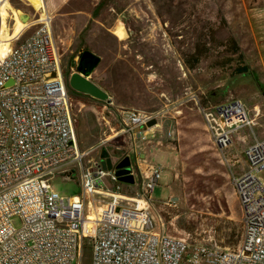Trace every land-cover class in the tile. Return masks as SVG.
Wrapping results in <instances>:
<instances>
[{"label":"rangeland","instance_id":"obj_1","mask_svg":"<svg viewBox=\"0 0 264 264\" xmlns=\"http://www.w3.org/2000/svg\"><path fill=\"white\" fill-rule=\"evenodd\" d=\"M54 2L45 12L63 58L64 76L75 71L80 51H89L99 62L87 79L108 96V101H100L68 87L75 140L81 152H89L83 166L101 165L102 150L111 160H120L122 152L115 150L119 146L134 179L132 184L120 183V192L133 194L138 188L134 153H139V159L159 170L151 194L159 233L218 249L236 248L243 231L239 204L228 167L204 131L197 103L204 96L213 103L235 98L236 81H243L245 90L252 86L251 75L231 72L238 61L228 63L222 45L232 36L240 62L255 65L254 21L264 0ZM193 54L198 55L197 63ZM124 108L156 114L151 137L131 143L116 134L115 113ZM100 111L112 130L104 125ZM76 169L68 164L46 176L50 189L62 197L78 196L82 186ZM11 223L18 226L19 220L12 218ZM79 261L91 264L88 239L83 241Z\"/></svg>","mask_w":264,"mask_h":264},{"label":"built area","instance_id":"obj_2","mask_svg":"<svg viewBox=\"0 0 264 264\" xmlns=\"http://www.w3.org/2000/svg\"><path fill=\"white\" fill-rule=\"evenodd\" d=\"M50 22L41 10L33 31L0 54V264H80L85 239L91 264H264V139L245 148L246 167L231 176L243 226L236 248L159 233L151 199L158 168L134 153L138 188L123 194L114 167L83 166L89 152L75 140ZM197 110L228 167L223 150L234 133L252 130L256 122L238 99L197 103ZM115 118L116 134L131 143L151 137L157 126L156 114L135 108L116 110ZM68 164L76 166L82 192L62 197L45 177Z\"/></svg>","mask_w":264,"mask_h":264},{"label":"crops","instance_id":"obj_3","mask_svg":"<svg viewBox=\"0 0 264 264\" xmlns=\"http://www.w3.org/2000/svg\"><path fill=\"white\" fill-rule=\"evenodd\" d=\"M16 1L18 3L16 4L17 6L11 5L8 0H0V54L4 53L6 47L14 46L26 36H28L34 29L33 21L35 17L41 12V10L45 11L50 9L55 4L54 0ZM33 6L37 10H35ZM17 10H21L22 12L29 14V19L26 23H22L18 19L16 14ZM256 13L257 19L254 21L255 32L253 37L255 38L254 43L257 47V61L255 62L254 66L248 67V71L244 73L252 76L250 78L252 86H250V88L247 87L248 90H245L241 85L243 81H236L234 83V86L236 87L232 89L233 91L235 90L234 92L236 96L235 98L229 99H238L243 104L247 114L254 119L256 124L252 127L253 135L250 133L249 129L245 130L246 128H242L237 133L233 134L232 143L223 150V154L227 161L228 170L231 176H235L245 169L246 161L241 155L245 148L251 144L254 139H264V8L257 10ZM54 44L59 58L60 69L62 70V67H64L62 64L63 58L58 53V46L55 41ZM83 51L86 50L82 49L79 54H81ZM253 80L255 84H253ZM101 119L104 125H107L109 130H112V128L108 126V120L105 119V116H103L102 113ZM242 130H244L245 133H243Z\"/></svg>","mask_w":264,"mask_h":264},{"label":"water","instance_id":"obj_4","mask_svg":"<svg viewBox=\"0 0 264 264\" xmlns=\"http://www.w3.org/2000/svg\"><path fill=\"white\" fill-rule=\"evenodd\" d=\"M18 19L22 23H26L29 19V14L26 12H22L21 10L16 11ZM80 59H86L90 61V65L96 66L98 63V58L94 57L93 54H91L88 51H83L80 54ZM72 68L70 67V70ZM80 67H77L75 71H71L68 75L64 76V70H62L63 76L66 81V86L68 85L69 88L72 90L88 95L92 98H95L100 101H108V96L106 93L101 91L99 88H97L93 83H91L87 76L90 75L92 71H85L82 72L80 70ZM154 123V120H151L148 122V125H152ZM101 163L105 169L110 170L112 169V164L110 161V158L107 156L106 151L102 150L100 153ZM114 174L117 177L118 181L126 184H132L134 179L133 175L131 174V168L129 166V160L128 157L122 158L115 166H114Z\"/></svg>","mask_w":264,"mask_h":264},{"label":"trees","instance_id":"obj_5","mask_svg":"<svg viewBox=\"0 0 264 264\" xmlns=\"http://www.w3.org/2000/svg\"><path fill=\"white\" fill-rule=\"evenodd\" d=\"M101 3H102V1L98 2V4L94 8V11L101 5ZM222 47L226 48V50L229 54V57H228L229 62L228 63H230V61H232L233 59H236L238 61V63L232 68L231 72L234 75L246 73L248 71V66L242 65V63L240 62L241 54L238 51L237 44H236L234 38L232 36H229L225 40ZM234 55H236V58H232V57H234ZM79 57H80V54H79ZM94 57L96 58V56H94ZM192 57H193L192 60H194V62L197 63L198 55L193 54ZM77 67H80L81 68L80 70L82 72L93 71V69L95 68L94 65H86L85 63L82 62V60L80 58H78V60L74 63V68L76 69ZM201 104L202 105H209V104H213V101H210V98H208V96H204L201 98Z\"/></svg>","mask_w":264,"mask_h":264},{"label":"flooded vegetation","instance_id":"obj_6","mask_svg":"<svg viewBox=\"0 0 264 264\" xmlns=\"http://www.w3.org/2000/svg\"><path fill=\"white\" fill-rule=\"evenodd\" d=\"M80 58V57H79ZM82 62L83 63H85L86 65H90V61L89 60H86V59H83L82 60ZM96 67V66H95ZM67 92H68V96H69V89H68V85H67ZM76 94H81V93H76ZM84 95V94H83ZM127 109H131V108H124V109H121V110H127ZM117 122V121H116ZM118 141L117 142H114V144H116V145H118ZM115 150H120L121 152H122V156L120 157V160L122 159V158H124V157H126V154H124V152L122 151V148H120L119 146H115ZM124 151H126V150H124ZM101 153V152H100ZM108 156V155H107ZM109 157V156H108ZM120 160H115V161H113V160H111L110 159V161H111V164H112V167H114ZM131 174H132V171H131Z\"/></svg>","mask_w":264,"mask_h":264},{"label":"bare ground","instance_id":"obj_7","mask_svg":"<svg viewBox=\"0 0 264 264\" xmlns=\"http://www.w3.org/2000/svg\"><path fill=\"white\" fill-rule=\"evenodd\" d=\"M90 220L92 219V217L89 218ZM88 228H90V226H88Z\"/></svg>","mask_w":264,"mask_h":264}]
</instances>
